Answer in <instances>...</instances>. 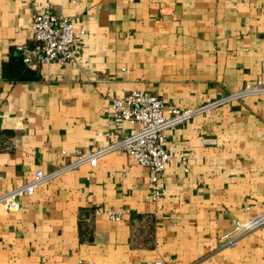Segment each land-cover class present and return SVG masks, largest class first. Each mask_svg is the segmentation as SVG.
Masks as SVG:
<instances>
[{
    "label": "crops",
    "instance_id": "1",
    "mask_svg": "<svg viewBox=\"0 0 264 264\" xmlns=\"http://www.w3.org/2000/svg\"><path fill=\"white\" fill-rule=\"evenodd\" d=\"M47 5L84 31L80 55L29 70L17 48ZM263 72L264 0H0V193L111 143L97 136L114 131L108 98L142 90L192 109ZM166 136L158 199L148 169L109 153L44 183L20 212L0 209V264H264V226L223 240L264 209V96Z\"/></svg>",
    "mask_w": 264,
    "mask_h": 264
},
{
    "label": "built area",
    "instance_id": "2",
    "mask_svg": "<svg viewBox=\"0 0 264 264\" xmlns=\"http://www.w3.org/2000/svg\"><path fill=\"white\" fill-rule=\"evenodd\" d=\"M32 39L29 45L19 46L21 62L26 69L33 70L52 64L64 65L74 62L80 55L77 36L84 31L76 32L73 21L57 16L50 5L37 9L31 21ZM264 96V72L254 82H245L237 90L218 93L214 99L192 109H165L160 97L152 93L134 90L121 98H108L107 124L114 128L113 132L98 133V137L114 140L106 146L95 150L73 152V160L50 173L37 170L27 183L0 193V209L6 213L20 212L21 199L34 194L44 183L84 165L95 167L98 159L114 151H124L138 166L151 172L150 184L152 199L161 196L159 183L164 176L166 165L171 155L166 150V133L170 129L183 126L194 117L208 114L219 107L229 106L250 97ZM124 123L135 126L128 131ZM205 144H214L206 142ZM65 154V151L62 152ZM102 211L94 209L92 216ZM109 220L117 222L123 219L124 213L106 212ZM264 226V209L251 216L245 222H236L231 232L223 236L225 245L234 247L235 237L250 233Z\"/></svg>",
    "mask_w": 264,
    "mask_h": 264
},
{
    "label": "water",
    "instance_id": "3",
    "mask_svg": "<svg viewBox=\"0 0 264 264\" xmlns=\"http://www.w3.org/2000/svg\"><path fill=\"white\" fill-rule=\"evenodd\" d=\"M18 55H21V53L19 52Z\"/></svg>",
    "mask_w": 264,
    "mask_h": 264
}]
</instances>
